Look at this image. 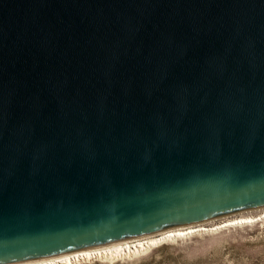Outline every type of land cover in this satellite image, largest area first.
<instances>
[{"label":"water","instance_id":"95a60500","mask_svg":"<svg viewBox=\"0 0 264 264\" xmlns=\"http://www.w3.org/2000/svg\"><path fill=\"white\" fill-rule=\"evenodd\" d=\"M264 207V0H0V264Z\"/></svg>","mask_w":264,"mask_h":264},{"label":"rangeland","instance_id":"374dc122","mask_svg":"<svg viewBox=\"0 0 264 264\" xmlns=\"http://www.w3.org/2000/svg\"><path fill=\"white\" fill-rule=\"evenodd\" d=\"M230 214L208 219L195 233L165 240L139 253L76 264H264V207ZM247 217L255 219L226 226Z\"/></svg>","mask_w":264,"mask_h":264},{"label":"bare ground","instance_id":"6f19581e","mask_svg":"<svg viewBox=\"0 0 264 264\" xmlns=\"http://www.w3.org/2000/svg\"><path fill=\"white\" fill-rule=\"evenodd\" d=\"M255 219L253 217L240 218L235 219L233 221H229L231 223H244L247 221H252ZM225 226V225H223ZM220 226V227H223ZM219 227V226H218ZM199 229L188 228V229H173L166 232H163L159 235L142 237L134 240H127L120 243H114L107 246L97 247L93 249H87L75 253H71L68 255H64L61 257H55L50 259L36 260L32 263L24 262L19 264H76L83 260L96 259V258H114L116 256L127 255V254H135L144 251L145 249H149L156 244H159L165 240L175 239L178 237H184L186 235H190L192 233L197 232ZM202 230V229H201Z\"/></svg>","mask_w":264,"mask_h":264},{"label":"trees","instance_id":"16d2710c","mask_svg":"<svg viewBox=\"0 0 264 264\" xmlns=\"http://www.w3.org/2000/svg\"><path fill=\"white\" fill-rule=\"evenodd\" d=\"M156 252V251H155ZM141 264H145V263H141Z\"/></svg>","mask_w":264,"mask_h":264}]
</instances>
